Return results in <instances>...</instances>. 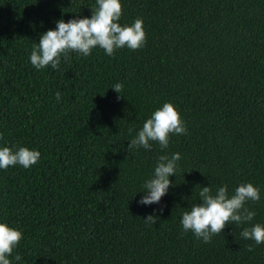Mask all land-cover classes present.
<instances>
[{"label":"trees","instance_id":"obj_1","mask_svg":"<svg viewBox=\"0 0 264 264\" xmlns=\"http://www.w3.org/2000/svg\"><path fill=\"white\" fill-rule=\"evenodd\" d=\"M121 3L122 26L143 19L142 48L108 56L97 46L62 56L59 69H36L30 54L41 35L60 19L91 18L97 0H0V147L41 153L30 168L0 169V223L23 233L9 259L264 264V244L240 236L264 225V0ZM168 102L187 133L171 134L163 151L158 142L129 150ZM174 153L181 159L168 193L141 205L158 157ZM249 182L261 196L247 202L256 213L249 224H228L209 243L183 231L200 187L227 185L231 195ZM153 213L158 222L146 224Z\"/></svg>","mask_w":264,"mask_h":264},{"label":"clouds","instance_id":"obj_2","mask_svg":"<svg viewBox=\"0 0 264 264\" xmlns=\"http://www.w3.org/2000/svg\"><path fill=\"white\" fill-rule=\"evenodd\" d=\"M91 9V18H73L67 22L60 19L56 22L54 30L49 29L43 33L39 43L31 51L32 66L44 69L51 65L53 69H59L61 57L63 56L65 61L69 60L70 52L88 56L99 46L108 56H112L117 49L125 46L135 51L145 45L147 36L142 18H137L131 25L122 26L119 23L123 14L121 0H97V7ZM123 87L122 83H116L112 89L120 94ZM56 98L60 99L59 92ZM186 133L187 128L178 109L171 102L164 103L143 123L142 129L130 141L128 149H151L152 142H158L163 151L169 146L171 134ZM40 157L38 150L28 147H19L13 151L12 148L3 146L0 147V169L6 170L16 165L27 169L35 165ZM180 159V153L162 154L158 157L159 162L152 178L145 182L144 196L139 201L141 205L161 202L172 186L170 177L176 175ZM198 196L200 203L193 204L190 210L182 213L181 224L184 232L191 231L197 239L205 243L211 242L214 235L222 233L228 224H249L256 213L250 210L247 202H257L261 199L260 190L250 182L240 184L231 195L227 185L219 187L215 192L210 186H202ZM143 219L146 224H155L159 216L153 213ZM240 236L244 240L255 241L257 245L264 244V225L257 223L246 227ZM22 238L23 233L20 230L10 227L7 223H0V264H12L9 257ZM253 250L250 245L248 251ZM21 259L20 255L15 256V260Z\"/></svg>","mask_w":264,"mask_h":264}]
</instances>
